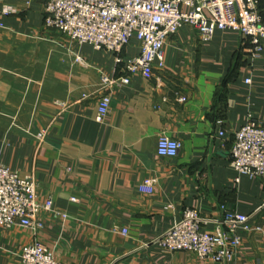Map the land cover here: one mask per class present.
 <instances>
[{
	"label": "crops",
	"instance_id": "crops-1",
	"mask_svg": "<svg viewBox=\"0 0 264 264\" xmlns=\"http://www.w3.org/2000/svg\"><path fill=\"white\" fill-rule=\"evenodd\" d=\"M259 10L264 20V0ZM45 17L40 0H0V164L32 177L38 202L54 209L41 211V229L0 227V264H20L35 243L63 264H214L153 244L186 209L214 221L203 232L225 230V212L250 216L261 230L239 229L226 264H264V180L231 167L236 133L249 116L264 122V52L253 59L237 31L204 42L185 26L145 79L46 29ZM139 54L134 39L120 57ZM104 77L130 83L109 89ZM105 93L110 111L97 123ZM161 137L182 144L178 157L158 156ZM149 179L154 194L140 193Z\"/></svg>",
	"mask_w": 264,
	"mask_h": 264
},
{
	"label": "built area",
	"instance_id": "built-area-1",
	"mask_svg": "<svg viewBox=\"0 0 264 264\" xmlns=\"http://www.w3.org/2000/svg\"><path fill=\"white\" fill-rule=\"evenodd\" d=\"M45 4V27L68 37L72 42L95 50H105L117 56V63L129 75L151 79L156 63L164 67L163 49L167 40L183 27L196 29L204 42H210L216 31L233 30L241 33L251 44L246 50L256 59L264 52V20L259 0H40ZM8 13V11H6ZM136 39L140 54L122 59L123 50ZM76 58V62H80ZM105 88L129 85L124 77L112 80L104 77ZM250 83V80L246 81ZM184 102L183 98L179 99ZM111 107L110 93L101 96L95 117L103 123ZM45 135L43 132L40 137ZM223 136V133H220ZM182 144L168 137L157 143L161 158L178 157ZM231 167L240 176L264 180V122L251 116L235 135L231 151ZM154 180H146L139 192L152 195ZM75 201V200H74ZM53 212L50 199L41 205L37 199L32 177H23L0 164V227L11 229L18 225L25 229H41V211ZM64 217V215H62ZM65 218V217H64ZM250 216L225 212L222 226L215 232H203L202 227L214 221L200 217L197 211L186 209L182 220L158 237L153 244L170 252L192 254L202 262L226 264L234 261L242 245L239 229L248 233L260 232L252 228ZM124 230L123 234L127 235ZM20 264H63L41 243L26 246Z\"/></svg>",
	"mask_w": 264,
	"mask_h": 264
}]
</instances>
